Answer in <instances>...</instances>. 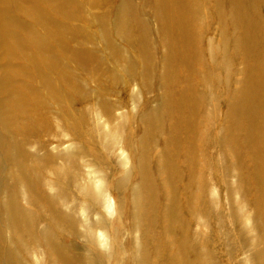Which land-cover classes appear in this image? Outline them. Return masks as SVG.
I'll list each match as a JSON object with an SVG mask.
<instances>
[{
    "label": "rangeland",
    "instance_id": "1",
    "mask_svg": "<svg viewBox=\"0 0 264 264\" xmlns=\"http://www.w3.org/2000/svg\"><path fill=\"white\" fill-rule=\"evenodd\" d=\"M12 1L26 0H0V14L6 9L10 17L1 25L6 34L13 25L18 42L13 50L0 46V64L7 57L9 64L0 75L12 73L0 104V264H264V55L253 53L260 66L250 69L234 47L248 23L229 32L236 16L221 14L229 19L220 23L216 0H195L188 16L162 3L175 12L170 25L206 29L203 43L183 39L196 52L174 63L168 83L174 32L154 0ZM245 2L240 14L261 26L255 44L264 51V0ZM190 19L195 23L185 24ZM140 46L151 62H142ZM38 56L46 63L34 62ZM185 73L191 92L181 94L182 116L174 117ZM207 73L214 86L208 95L198 82ZM248 80L259 88L251 101L260 116L245 135L233 96ZM150 120L156 127L146 130ZM200 135L203 147L197 139L188 145ZM166 141L179 149L173 182L156 163ZM185 146L194 148L191 176L180 156ZM142 153L162 221L143 228L132 202L142 189ZM169 188L171 198L163 194Z\"/></svg>",
    "mask_w": 264,
    "mask_h": 264
},
{
    "label": "bare ground",
    "instance_id": "2",
    "mask_svg": "<svg viewBox=\"0 0 264 264\" xmlns=\"http://www.w3.org/2000/svg\"><path fill=\"white\" fill-rule=\"evenodd\" d=\"M231 1V7H226L224 5L221 4L220 0H216V6L218 8L219 11H216L218 18L220 19V23L222 21H227L226 19H229L228 17H226L229 13H233L236 17H233L232 19L229 20L232 21V23L234 25H228V31L229 32H236V28L240 25H245V23L247 22L248 24L245 25V34L246 36L242 37L243 41L242 42H237L234 43L235 44V49L236 52L239 56V58L241 60H245V62L248 63V67L250 69H253L255 67H257V69H259V66L256 64L257 62L253 61V59L250 57L253 53H255V55H264V51H260V49L256 46L255 42H260L259 40V33L257 31H260L261 26L260 25H256L255 23H251L250 21H248L247 19H245L242 14H240V9L238 8V6H245L247 0L241 1V0H230ZM13 5L19 6L20 3L22 4V6H30L33 5L30 3L29 0L23 1L22 2H18V1H12ZM154 2L156 3L155 7L157 10L158 15H160L159 17H162L161 19H163L164 24L166 29L174 32V35L171 37L170 36V40H168V44L170 43V47H171V52L169 54V59L170 62L172 64V66L169 65L168 68V72H167V78L166 81L170 82V80H172L175 76V65L174 63L177 61H180L182 56L184 55V52H189L190 55H192V53H195V47L191 46V44H184L183 39L186 42H196L197 39H199L200 41H202L203 43V38L205 35V27L203 25H196V27H194L195 25H170V22L172 20H169V16L173 17L175 15V12L166 7L161 6L162 3H167V4H178L176 7V10L178 12V15H187L190 12V14L192 15L195 12V9L193 7L194 2L196 3V1L194 0L193 2H191L190 0V6L186 5V0H154ZM11 3V2H10ZM125 6H129V3L126 2ZM208 6L201 4L200 9L203 8H207ZM1 10V9H0ZM6 9H2V13L0 14V27L2 28V30H0V46L4 47L6 50L7 48H11L13 50V42L15 44H17L18 42H16L17 40V33L14 31V29L12 28L13 25L8 29L9 30V34L5 33V29H4V25H1L2 21H7L9 23L10 21V17H8L6 15ZM201 10L198 12L200 13ZM227 13V15L221 19L220 15L223 14L225 15ZM22 14H27V15H32L34 14V12L31 11V9H25L22 10ZM240 15V16H239ZM124 16V15H123ZM125 17V16H124ZM44 17L41 18H37L38 23H45V21L43 20ZM195 21H197V19H194ZM121 22V19H120ZM124 22H125V18H124ZM185 24H190V23H195L194 21H191V19L187 22L184 21ZM183 22V23H184ZM256 22V21H254ZM256 29H254L253 28ZM243 27V26H242ZM170 41V42H169ZM228 39L226 40V45L227 46L226 49L229 47L228 44ZM184 45V50H182V44ZM221 44V43H220ZM31 46L36 49L38 51L39 48V40L37 38H34ZM179 46V47H178ZM213 47V46H212ZM221 45H217V49H221ZM202 48V47H201ZM200 48V49H201ZM245 48V49H244ZM139 51L140 54L139 56H142V62L144 63H149L151 62L150 60V51L143 49V47H139ZM8 51V50H7ZM245 52L248 54V57H243L245 56ZM8 56H10V54L8 53ZM190 58V57H189ZM38 60L34 61V62H39V63H44L45 62V58L44 57H40L38 56L37 58ZM8 57L6 59V63L4 64H0V69L1 70H7L8 69ZM46 63V62H45ZM44 63V64H45ZM178 64V62L176 63ZM12 75V73L10 74V72H3L0 75V98L2 94H6V93H10L11 91L9 89L12 90V88L9 86L8 82H7V77H9ZM184 78V82L183 83H179V87L176 89L180 94L176 96L177 98V104H176V108L173 109V112H171V115H173L174 117H181V113L179 112V109L181 108L182 102H183V98L182 95L183 94H189L191 92V87L187 86V84L185 83L186 80V73L183 76ZM205 78L208 81V84L205 80ZM6 79V80H5ZM168 82V83H169ZM198 82L201 84V86H203V88H205L204 94L207 93L212 89H214V86L211 85L209 83V74L207 73L206 76L201 77L198 79ZM246 82V81H245ZM177 81L175 80L172 85L175 86L174 84H176ZM253 82H251L250 80L247 81V83H244L241 86L235 87V92H234V101H235V110L236 112L233 113L234 114H240L242 116L243 121L240 120V122H242V124L240 123L241 127H243L244 129V133L245 135H249L252 134V132H254L256 130V126L254 125L255 121H258L257 119H259V114L258 112L255 110L257 108V104L253 103L251 101V98H254L255 92L256 90H259V88H257V85H255ZM260 85V84H259ZM8 86V89H7ZM261 88H264L263 86L260 85ZM207 90V92H206ZM169 93L172 94L174 93L173 89H169ZM182 94V95H181ZM173 95V94H172ZM245 95L247 96L248 100L246 99ZM236 97V98H235ZM2 98L0 100V104H2ZM183 108V106H182ZM156 118H158L156 116ZM190 122V120H189ZM147 127L146 130H151V128L156 127V123L154 120H150L146 122ZM191 127H193V125L191 124ZM225 128V126L223 127V129ZM222 129V130H223ZM247 132V133H246ZM222 131H219L217 133L216 138L217 139H222L224 140L223 136H222ZM243 134V132H241ZM255 134V133H254ZM198 140V143L203 147L204 143L206 141V138L202 135L199 136V138L196 137H189V143L188 145H192L193 147V143L195 142V140ZM227 139H230V141H232V139L228 136ZM172 143L166 141L165 142V146H164V151L161 155H158L156 157V163L157 166L161 169L158 170L159 172L162 173V175L164 176L165 179H168V181L171 180V182H173L175 180V178L177 177L176 174L178 173V170L181 169V167L179 166V161H178V152L179 149H176V147L173 146V148L171 147ZM189 147V146H185L183 148L180 149V153H181V157L184 158L185 160H188V163L185 165L186 167V171H188L187 175H194V157H193V153H194V148ZM217 160V159H216ZM137 163H138V171L140 173V182L142 184V189L140 192L137 193L136 198L132 201L136 208H135V213H134V217L137 220V222H139V227L143 228L146 227L147 224H149L150 227H152L154 221H158V222H162L160 221V218L157 214V204L159 203V197H157V195H155V193L152 191V189L150 188V181H149V170H148V164L145 160L144 154H140V156L137 159ZM257 165V164H256ZM174 179V180H173ZM222 181V180H221ZM255 181H257V183H259V179L256 178ZM259 187V185H258ZM169 192L168 193H163L164 196H167L169 198L172 197V190L169 188ZM213 213V212H212ZM209 217V216H208ZM207 217V218H208ZM174 221L171 220H167L164 223L165 228H163V230H170L172 229V226L174 224ZM147 222V223H146ZM208 222V221H207ZM225 224V223H224ZM219 232V231H217ZM263 233H261L260 236H262ZM263 242H264V237L262 238ZM240 247V246H239ZM241 249V248H240ZM215 249H213L214 251ZM239 250V249H238ZM259 251V252H258ZM258 260L260 258H262V255H264V247H261L260 249L258 248ZM202 261V260H201ZM245 263V262H244ZM199 264H210L209 261L203 260L202 262H200Z\"/></svg>",
    "mask_w": 264,
    "mask_h": 264
}]
</instances>
